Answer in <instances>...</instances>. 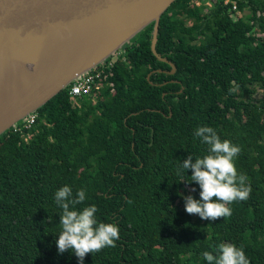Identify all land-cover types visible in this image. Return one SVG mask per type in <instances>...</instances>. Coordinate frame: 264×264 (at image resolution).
I'll return each mask as SVG.
<instances>
[{
    "label": "trees",
    "instance_id": "1",
    "mask_svg": "<svg viewBox=\"0 0 264 264\" xmlns=\"http://www.w3.org/2000/svg\"><path fill=\"white\" fill-rule=\"evenodd\" d=\"M237 1L174 0L167 61L151 22L93 100L0 134V264H264V0Z\"/></svg>",
    "mask_w": 264,
    "mask_h": 264
},
{
    "label": "water",
    "instance_id": "2",
    "mask_svg": "<svg viewBox=\"0 0 264 264\" xmlns=\"http://www.w3.org/2000/svg\"><path fill=\"white\" fill-rule=\"evenodd\" d=\"M173 1L0 0V134L151 22V50L167 61L155 45L160 16Z\"/></svg>",
    "mask_w": 264,
    "mask_h": 264
},
{
    "label": "built area",
    "instance_id": "3",
    "mask_svg": "<svg viewBox=\"0 0 264 264\" xmlns=\"http://www.w3.org/2000/svg\"><path fill=\"white\" fill-rule=\"evenodd\" d=\"M222 1L225 5L229 6V9L231 11L236 12L238 14V17L242 16L241 14L245 13V10L239 11L237 0H222ZM196 4H198V2H196ZM114 54L116 56L121 55V49L115 52ZM107 60L101 63L100 66L97 65L96 67L76 76L70 82V84L67 86V90H68V95L71 97L73 103L77 102L78 100H81V98L83 97L90 95L92 96L91 99L95 98L94 93L101 89L102 84L100 83H102L104 78L107 77V74L110 72V69L114 64L111 58ZM106 81H104V83ZM36 117H37L36 112L30 113L21 120H19L17 123H15L11 128L15 132L18 131L23 133V137L26 138L31 135L29 130L33 125Z\"/></svg>",
    "mask_w": 264,
    "mask_h": 264
},
{
    "label": "rangeland",
    "instance_id": "4",
    "mask_svg": "<svg viewBox=\"0 0 264 264\" xmlns=\"http://www.w3.org/2000/svg\"><path fill=\"white\" fill-rule=\"evenodd\" d=\"M193 2H198V4L199 5H201L202 7H204L203 8V12H208L210 9H212L213 7H214V5H215V0H193ZM245 10V9H244ZM245 12L246 13H248L249 11H247V10H245ZM242 16L244 15V13L243 14H241ZM190 19H185V22H186V24H190ZM259 30V29H258ZM258 34V37H259V39L260 40H262V41H264V32H262V31H260L259 33H257ZM123 47H121V49H122ZM122 55H115L114 53L111 55V59H112V61L114 62V63H117V61L119 60V59H121V60H124V56H122ZM109 59V58H108ZM99 66L101 65V64H98ZM107 85L108 86H112V83L111 82H109L108 81V83H107ZM254 88V87H253ZM255 89H256V93L254 94V96L255 97H260V98H262V97H264V94L262 93V90L261 89H259V88H257V86H255ZM93 100V99H92ZM26 140L28 139V137H26L25 138ZM190 196H191V194H190V189H189V187L187 186V185H185L183 188H182V190L180 191V195H179V197H178V201H177V203H178V205L180 206V207H182L183 209H185L186 211H189L190 210ZM194 219L197 217V212H194V214H193V216H192Z\"/></svg>",
    "mask_w": 264,
    "mask_h": 264
}]
</instances>
